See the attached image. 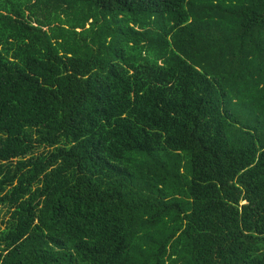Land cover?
Instances as JSON below:
<instances>
[{"label": "trees", "instance_id": "1", "mask_svg": "<svg viewBox=\"0 0 264 264\" xmlns=\"http://www.w3.org/2000/svg\"><path fill=\"white\" fill-rule=\"evenodd\" d=\"M0 209V264H264V0H0Z\"/></svg>", "mask_w": 264, "mask_h": 264}, {"label": "rangeland", "instance_id": "2", "mask_svg": "<svg viewBox=\"0 0 264 264\" xmlns=\"http://www.w3.org/2000/svg\"><path fill=\"white\" fill-rule=\"evenodd\" d=\"M41 152L43 151L42 148L38 149ZM8 220V216H7V210L6 209H0V226L5 223ZM2 229H5V227H3Z\"/></svg>", "mask_w": 264, "mask_h": 264}]
</instances>
